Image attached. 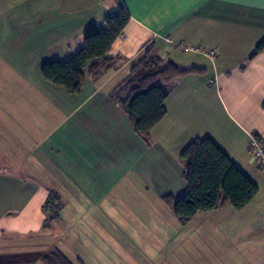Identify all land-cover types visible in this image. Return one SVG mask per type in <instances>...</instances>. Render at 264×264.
Instances as JSON below:
<instances>
[{
	"label": "crops",
	"instance_id": "obj_1",
	"mask_svg": "<svg viewBox=\"0 0 264 264\" xmlns=\"http://www.w3.org/2000/svg\"><path fill=\"white\" fill-rule=\"evenodd\" d=\"M119 6L130 18L107 52L120 57L114 66L96 77L85 73L74 92L42 78L43 62L67 59L82 46L84 29L102 26ZM263 37L259 0L163 9L143 0H0V255L42 238L85 264L69 248L74 230L71 219L62 220L64 194L84 193L88 208L99 202L95 191L149 165V173L139 171L146 183L180 195L179 154L192 139L208 137L258 192L241 209L225 203L197 213L180 237L181 264H264V170L249 152L252 136L264 143V51L249 59ZM150 45L181 68L203 71L164 82L165 116L142 137L109 93ZM51 193L62 204L52 233L43 209Z\"/></svg>",
	"mask_w": 264,
	"mask_h": 264
},
{
	"label": "trees",
	"instance_id": "obj_2",
	"mask_svg": "<svg viewBox=\"0 0 264 264\" xmlns=\"http://www.w3.org/2000/svg\"><path fill=\"white\" fill-rule=\"evenodd\" d=\"M129 18L126 8L119 6L103 19L102 26L89 24L83 32L82 46L71 56L41 64L42 78L74 92L80 88L81 76L85 73L96 77L103 69L114 66L120 57H110L107 52L122 34ZM263 51L264 37L254 47L249 59ZM202 71L197 67L181 68L158 56L154 46L150 45L131 63L128 75L111 90L109 97L124 112L131 129L145 137L165 116L164 102L168 90L164 82ZM254 137L262 141L257 135ZM179 160L185 190L178 196L166 194L162 198L182 226L187 225L197 213L214 210L225 203L241 209L258 192L257 184L208 137L192 139L180 152ZM61 205L58 194L51 193L43 205V209L50 212L47 221L52 222L59 217ZM44 228L49 226L44 225ZM39 258L44 264H73L56 246L40 254Z\"/></svg>",
	"mask_w": 264,
	"mask_h": 264
},
{
	"label": "rangeland",
	"instance_id": "obj_3",
	"mask_svg": "<svg viewBox=\"0 0 264 264\" xmlns=\"http://www.w3.org/2000/svg\"><path fill=\"white\" fill-rule=\"evenodd\" d=\"M124 76L125 71L116 79ZM142 166L132 167L126 176L107 189L95 191L92 199H99V202L88 208L82 203L84 193L64 194L68 201L62 209V220L71 219L74 230L69 248L85 264H181L184 260L180 251L184 238L180 237L191 231L193 224L186 228L181 225L163 201L166 194L146 183L145 176L141 175L143 172H139L146 169L149 173V165ZM76 202L81 204L78 206ZM47 215L50 217L49 209ZM47 223L52 233L54 221ZM177 235L171 243V238ZM44 242L45 239L38 238L29 248L19 249V253L0 255V264H44L39 255L52 246ZM173 251L176 252L173 254Z\"/></svg>",
	"mask_w": 264,
	"mask_h": 264
},
{
	"label": "built area",
	"instance_id": "obj_4",
	"mask_svg": "<svg viewBox=\"0 0 264 264\" xmlns=\"http://www.w3.org/2000/svg\"><path fill=\"white\" fill-rule=\"evenodd\" d=\"M212 57V53H207ZM249 152L251 153L257 165L264 170V143L259 141L256 137L252 136L250 141Z\"/></svg>",
	"mask_w": 264,
	"mask_h": 264
},
{
	"label": "snow or ice",
	"instance_id": "obj_5",
	"mask_svg": "<svg viewBox=\"0 0 264 264\" xmlns=\"http://www.w3.org/2000/svg\"><path fill=\"white\" fill-rule=\"evenodd\" d=\"M194 0H143V3L154 5L161 7L162 9L174 8L176 5H180L181 7H186L193 3ZM245 2L252 3L254 0H245ZM259 6L264 7V0H259Z\"/></svg>",
	"mask_w": 264,
	"mask_h": 264
}]
</instances>
